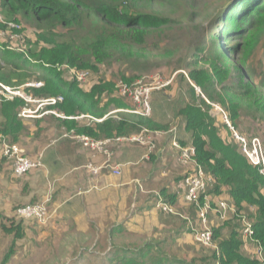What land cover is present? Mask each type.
<instances>
[{
  "label": "trees",
  "instance_id": "trees-1",
  "mask_svg": "<svg viewBox=\"0 0 264 264\" xmlns=\"http://www.w3.org/2000/svg\"><path fill=\"white\" fill-rule=\"evenodd\" d=\"M0 3V9L12 21L18 23L20 16L35 24V28L40 30L37 37L54 45L37 49L36 40L27 48L24 45L27 54L50 65L68 62L97 74L96 83L85 92L75 81L63 82L61 72L56 67L43 65L45 85L36 89L33 96L39 99L61 95L63 101L55 106L60 111L77 115L88 109L91 113L102 115L111 104L126 107L130 106L132 100L126 95L119 96L114 81L99 75V64L111 56L113 49L121 52L122 56L135 55L137 47L146 42L151 30L167 27L171 23V19L156 12L155 8L164 4L187 6L188 0H0ZM212 9L210 18H214L211 22L213 29L203 33L200 43L189 51L192 59L187 64V80L198 86L201 92L198 93L189 82V99L174 105L173 110L174 114L182 116L185 130L191 134L196 163L213 179L199 201L204 200L205 193H227L237 212H244L251 222V238L261 245L264 253V176L241 152L230 127L217 122L218 118L210 113L212 103H218L229 113L233 128L238 127L241 111L264 124V0H226L218 8ZM84 15L95 18L103 28L87 43L86 56L74 47V42L57 38L61 30L72 31ZM10 44L16 46L17 43L11 39ZM20 54L24 57L23 52ZM134 79L122 76V82L130 87H133ZM100 103L105 107L99 108ZM9 117L10 122L15 120L14 115ZM141 127L163 131L169 125L142 115L132 118L122 116L119 121L107 118L93 126L76 129L74 133L99 139L138 132ZM1 132L5 134L6 130ZM160 196L172 206L175 203L176 195L167 193L165 189ZM238 218V213L231 214L219 226L211 227L216 248L211 250L210 258L218 264H259L244 253L245 242ZM0 225L5 227L2 223ZM5 229H14V238L22 236L20 226ZM122 232L121 227L109 231L112 248H115L114 238ZM159 245L145 242L141 246L115 248L123 254L116 256L112 262L195 264V261H183L174 256L147 260L146 255L151 250L159 251ZM12 251L10 249V253ZM134 254L137 257H132Z\"/></svg>",
  "mask_w": 264,
  "mask_h": 264
},
{
  "label": "crops",
  "instance_id": "crops-1",
  "mask_svg": "<svg viewBox=\"0 0 264 264\" xmlns=\"http://www.w3.org/2000/svg\"><path fill=\"white\" fill-rule=\"evenodd\" d=\"M0 41V90L1 85L16 87L22 89L26 95L37 98L33 96L35 90L45 85L43 64L38 60L27 61L25 53L24 58L19 50L24 49V46L10 44V38L0 35ZM4 42H9V45H3ZM56 70L61 72L57 67ZM60 78L65 83L77 82L85 92L96 83V79L90 83V77L80 82L70 72L61 73ZM32 81L42 85L26 86V83ZM105 101L106 99L103 103ZM132 102L126 107L111 104L109 110L102 115L91 113L88 109L74 115L54 107L64 116L44 113L34 117H22L19 113L26 104L25 100L20 96H3L0 92V146L4 140L11 141L10 143L21 147L26 155L32 158L39 156L43 163L42 167L17 177L10 162L2 158L0 153V216L15 215L14 210L17 207L49 197L50 228H55L60 223L67 230L72 229L69 228L72 226L76 231L85 233L92 227H108L109 230L121 227L123 232L128 230L131 236H142L145 242L162 244L159 248L168 257L173 255L165 249L167 241L173 242L179 248L194 242L201 245L194 239L189 228L190 221L197 222V208L184 200L186 179L192 166H184L178 161L179 151L174 147L175 140L181 145H192V138L190 132L185 130L182 116L174 114V105H170L166 97L157 92L151 93V114L144 116L169 125L163 131L152 130L159 132L155 137L154 148L149 149L132 142L111 143V163L120 165V174L116 175L108 168L101 169L97 174L88 172L85 168L87 163L101 164L104 157L100 154L92 155L87 148L68 136L76 129L93 126L107 118L119 121L122 116L132 118L141 115L126 111L139 109ZM103 103L98 107H105ZM110 112L112 114L108 115ZM10 115L15 116L13 122H10ZM221 120L222 118L216 121L222 123ZM4 129L5 134L1 132ZM133 133L137 132L125 135ZM164 189L167 193L176 195L173 207L185 217L164 213L156 207L161 197L160 192ZM204 201L212 207L219 201H226L228 205L234 206L227 193H205ZM229 217L230 215L224 220ZM224 220L220 219L215 210L208 213V224L211 227L219 226ZM241 236L245 242L244 253L256 259L254 247L242 233ZM209 248L214 250L216 246ZM215 263L218 264L216 260ZM258 263L260 264L259 261Z\"/></svg>",
  "mask_w": 264,
  "mask_h": 264
},
{
  "label": "rangeland",
  "instance_id": "rangeland-1",
  "mask_svg": "<svg viewBox=\"0 0 264 264\" xmlns=\"http://www.w3.org/2000/svg\"><path fill=\"white\" fill-rule=\"evenodd\" d=\"M223 1L226 0H188L187 6L174 7L165 4L157 6L155 11L171 19L170 25L151 30L146 42L139 45L135 55H131V57L122 56L121 52L113 49L111 56L99 64L97 72L100 76L114 81L117 94H120L121 91L119 89L121 83L119 82L122 81V76L134 77L132 85L135 87L140 85L156 87L150 90L149 103L151 93L157 92L166 97L170 105L181 104L182 100L189 99L191 92L188 90V83L194 85L187 80L189 70L187 64L192 59L190 52L197 43H200L202 34L213 29L211 22L214 18H210V14L213 12L212 8H218ZM0 17L6 21H12L2 9H0ZM18 17L23 37L20 41H16L17 44L25 45L27 48L28 45H33L34 41L37 40V49L54 46L52 43H47L37 37L40 30L35 28V24L23 20L20 16ZM81 19L82 21L77 23L72 31L61 30L57 38L60 41L74 42V47L79 48L86 56L87 43L95 38L98 32H102L103 28L99 21L91 16L84 15ZM214 26L216 28V25ZM8 43L4 42L3 45ZM27 59L38 60L30 54H27ZM39 62L43 65L45 63L42 60ZM58 65L63 66L59 67ZM199 65L202 63L199 62ZM46 67H58L61 73H68V70L70 71L74 66L68 62H63L54 65L46 63ZM74 71L76 74L81 71H88L90 83L97 78L95 76L97 74L90 69H79L76 66ZM194 87L198 93L201 92L198 86L194 85ZM212 104L210 113L213 116L223 120L221 112L223 110L230 121L229 113L224 108L218 103ZM240 113L238 127H235L234 130L238 135L244 137L259 136L264 148V124L250 118L245 111ZM49 218L44 223H38L35 220H23L14 214L9 217L0 216V223L5 226L2 228L0 225V264H113L112 259L123 254L120 250H114L115 248L141 246L145 243L142 236H131L130 232L125 230L114 238L115 248H112L108 238L110 231L108 227H92L87 232L82 233L73 229L72 226L69 228L73 230H67L60 223L57 227L50 228L48 227ZM18 226L21 228L20 233L22 235L19 238H14V229L11 231L5 229ZM165 234L167 235V233ZM166 235L164 236L166 237ZM162 236L161 234L160 237ZM194 243L179 248L173 242L168 243L167 241L164 246L170 255L184 259V261H195V264H217L215 259L210 258L211 249L209 247ZM10 249L13 250L12 253H10ZM151 251L146 255L147 260L169 256L164 255L161 248L159 251ZM132 257L137 256L134 254Z\"/></svg>",
  "mask_w": 264,
  "mask_h": 264
},
{
  "label": "built area",
  "instance_id": "built-area-1",
  "mask_svg": "<svg viewBox=\"0 0 264 264\" xmlns=\"http://www.w3.org/2000/svg\"><path fill=\"white\" fill-rule=\"evenodd\" d=\"M0 25V35H3L10 38V40L12 39L15 41H20L22 39L23 36L21 34V26L19 25V23L15 21H6L2 17H0ZM19 50L25 53V55L27 56V53L24 49ZM58 66L62 67L63 65ZM69 72L80 82L85 81L89 75L88 71H81L76 74L73 67L70 71L68 70V73ZM119 83H121V87L118 86L121 90L120 94L123 96H129L133 103H135L139 107V109L136 108L126 111L140 113L143 116H149L151 114L149 94L150 90L156 87H153L152 85H140L137 87L133 85V87H130L122 81H120ZM41 85L42 83L35 81L26 83V86L39 87ZM1 87L2 89L0 90V92L3 94V96H20L25 100L26 104L19 113V115L22 117H34L39 114L42 115L44 113H50L60 117L64 116L63 114L58 113L56 109H54V107L58 103L63 101V97L61 95L47 96L45 98L38 99L26 95L20 88L8 87L5 85H1ZM219 109L221 110L220 107ZM221 112L223 121L232 130L234 138L239 143L241 152L246 156L251 164L259 168V172L264 176V148L261 138L256 135L249 137L238 135V133L231 126L226 113L223 110H221ZM110 114L112 113H108V115ZM158 133L159 132L157 131H152L147 129L146 127H142L139 132L125 136H114L96 139L86 134H76L74 132L69 133L68 136L79 142L83 147L87 148L92 155L100 154L104 157V160L101 164L97 165L87 163L85 168L88 172L97 174L101 169L108 168L112 171V173L117 175L120 174V165H113L111 163L113 155V151L110 146L111 143L122 141L139 143L141 145L147 146L149 149H152L155 146V137ZM174 147L179 151V153L177 154L178 161L184 166H187L189 164L192 166L190 174L186 179L187 189L184 194V200L188 203L194 204L197 208V222L190 221L189 225L194 239L203 246L215 247L212 241L211 226H209L208 224V213L211 210L217 211L221 220L226 219L227 216L231 214L238 213V220L242 225V235H244L250 241L252 247H254L255 258L260 262V264H264V254L262 247L257 243V241H254L251 238V222L248 220L244 212H237L236 207L228 205L226 201H219L217 205H215V207H212V205H210L207 201H199L200 195L211 183V177L207 175L204 169L196 163L194 159V146L191 144L181 145L177 140H175ZM0 153L2 158L10 162L12 171L17 177H21L27 172L43 166V163L39 156L37 158H32L26 155L21 147L5 140L1 143ZM49 202L50 198L46 197L38 202L19 206L15 209V215L25 220H35L38 223H44L50 216ZM156 207L164 213L185 217V215L179 213L169 202L165 201L162 197H159L158 202L156 203Z\"/></svg>",
  "mask_w": 264,
  "mask_h": 264
}]
</instances>
